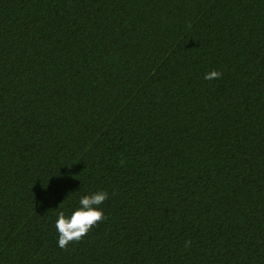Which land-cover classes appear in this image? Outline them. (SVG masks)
<instances>
[{
	"label": "trees",
	"instance_id": "16d2710c",
	"mask_svg": "<svg viewBox=\"0 0 264 264\" xmlns=\"http://www.w3.org/2000/svg\"><path fill=\"white\" fill-rule=\"evenodd\" d=\"M0 264H264V0H0Z\"/></svg>",
	"mask_w": 264,
	"mask_h": 264
},
{
	"label": "clouds",
	"instance_id": "9594fccd",
	"mask_svg": "<svg viewBox=\"0 0 264 264\" xmlns=\"http://www.w3.org/2000/svg\"><path fill=\"white\" fill-rule=\"evenodd\" d=\"M221 76V72L213 70L206 73L203 78L213 80L219 79ZM107 198L108 194L103 191L90 196L85 195L79 200L80 207L75 209L70 216L66 217L63 211L58 212L55 228L58 233L57 246L60 249H67L72 242H80L93 227L105 219L99 205Z\"/></svg>",
	"mask_w": 264,
	"mask_h": 264
}]
</instances>
